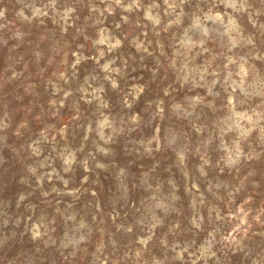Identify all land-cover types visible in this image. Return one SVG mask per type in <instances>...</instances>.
Instances as JSON below:
<instances>
[{
    "label": "rangeland",
    "instance_id": "1",
    "mask_svg": "<svg viewBox=\"0 0 264 264\" xmlns=\"http://www.w3.org/2000/svg\"><path fill=\"white\" fill-rule=\"evenodd\" d=\"M0 264H264V0H0Z\"/></svg>",
    "mask_w": 264,
    "mask_h": 264
},
{
    "label": "bare ground",
    "instance_id": "2",
    "mask_svg": "<svg viewBox=\"0 0 264 264\" xmlns=\"http://www.w3.org/2000/svg\"><path fill=\"white\" fill-rule=\"evenodd\" d=\"M209 18H211V19H215V16L213 15V14H211V15H209L208 16ZM203 31H207V26L206 25H202L201 27H200ZM201 30V31H202ZM213 30V29H212Z\"/></svg>",
    "mask_w": 264,
    "mask_h": 264
}]
</instances>
